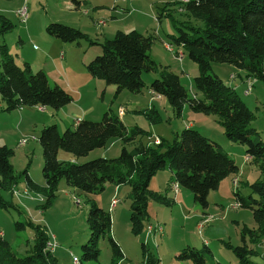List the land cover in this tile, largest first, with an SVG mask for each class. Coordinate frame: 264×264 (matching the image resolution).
<instances>
[{
	"label": "rangeland",
	"instance_id": "obj_1",
	"mask_svg": "<svg viewBox=\"0 0 264 264\" xmlns=\"http://www.w3.org/2000/svg\"><path fill=\"white\" fill-rule=\"evenodd\" d=\"M187 1L0 0V15L15 25L13 31L0 38V45L7 47L20 67L29 64L33 73L43 70L50 86L62 87L73 98L69 105L60 110L25 107L0 112V145L7 146L11 151L9 161L15 176L14 183L7 189L0 178V231L19 256L31 253L35 244L33 228L41 226L49 240L57 244L54 252L47 251L53 258V264H77L75 259L78 264H112L114 259L108 236L98 242L97 261L83 258V246L90 238L88 214L94 203L111 214V237L124 255L118 264H143V244L159 260V264H183L176 261L180 250L186 247L202 249L207 242L215 261L231 264L236 256L230 247L244 246L243 240L255 253L251 261L264 264V240L255 245L250 232H245L244 237L242 235L245 228L255 230L256 223L250 209L238 206L236 195L239 192L241 196H251L245 184L264 180V176L251 159L245 161L246 147L226 138L219 117L194 114L185 106L182 116L177 118L166 99L159 100L149 92V86L158 77L154 73L142 74L146 87L141 93L124 90L115 98L114 85L87 75L86 65L102 55L101 46L91 45L86 40L79 43L62 42L46 32L48 25L60 23L77 28L91 42L103 43L105 39H112L118 31L127 33L136 30L153 36L151 58L179 76L189 95L201 97L193 82L199 75L198 65L182 47L173 42L172 37L178 36L174 22L166 16L158 19L164 11L165 15L173 14L178 27L180 23L190 21L184 16ZM22 9L26 10L28 16L25 23L18 14ZM167 44L172 46L173 52L167 49ZM211 67L226 85L236 89L253 113L250 126L258 131L264 143V83L248 78L244 72L227 64L212 63ZM152 106L158 111L159 118L145 112L151 111ZM3 107L4 104L0 109ZM120 107L123 108L119 110L122 112L120 115H124L120 118L128 129L138 127L153 135L142 138L152 147L159 145L161 139L172 143L177 133L195 124L194 130L216 142L234 158L239 167L238 175L225 179L218 190L210 192L209 206L204 210L195 203L194 195L188 189L180 187L179 195L173 189L167 191L170 174L166 170L159 171L150 182V191L158 195L166 194L169 204L160 203L151 195L144 230L138 235L132 233V189L128 185L108 184L103 192L88 195L68 186L62 179L51 205L46 206L47 197L29 190L24 175L27 171L33 182L40 186L45 184L43 150L39 142L42 131L54 125L63 134L66 129H73L79 120L101 121L108 109L118 116ZM156 120L159 121L154 124ZM24 139L28 140L26 145L20 146ZM156 139H159V143ZM122 147V142L113 138L105 148L96 149L86 157L60 151L58 161L83 164L98 158L115 159Z\"/></svg>",
	"mask_w": 264,
	"mask_h": 264
},
{
	"label": "trees",
	"instance_id": "obj_2",
	"mask_svg": "<svg viewBox=\"0 0 264 264\" xmlns=\"http://www.w3.org/2000/svg\"><path fill=\"white\" fill-rule=\"evenodd\" d=\"M162 16L171 19L178 31V36L172 37L173 42L182 47L198 65L199 75L193 82L196 91L201 94L200 98L196 94L189 95L179 76L151 58L153 36L136 30L127 33L118 31L112 39L98 43L91 42L77 28L60 23L48 25L46 32L62 42L79 43L80 40H86L91 45L101 46L102 55L87 64L86 69L93 78L114 85L115 98L124 90L133 94L141 93L146 87L142 74H156L158 77L151 83L149 90L164 97L177 118L182 116L185 106L194 114L218 116L226 138L232 143L244 145L246 155L257 164L264 176V143L258 131L250 126L253 113L236 89L226 85L213 73L211 67L212 63L227 64L244 72L248 78L264 83V0H188L184 4V16L190 21L180 23V27L173 14L165 15L163 11L158 19L161 20ZM14 28L10 19L0 15V38ZM0 99L4 103L0 112L25 107L60 110L73 101L72 96L62 87L50 86L43 70L33 73L29 64L20 67L5 45H0ZM149 110L145 112L159 118L155 108ZM150 114L146 116L152 119ZM149 136L141 128L128 129L119 116L112 114V110L106 112L99 122L82 120L63 134L56 126H48L39 138L43 150L42 173L45 184H36L25 171L27 187L35 193L44 194L47 206L55 198L62 179L68 186L88 195L103 192L108 184L128 185L132 189V233L138 235L143 232L147 219L148 198L153 195L160 203L169 204L166 194L158 195L150 191V182L159 171L168 169L171 172L167 191L172 189V183H177L179 187L191 191L195 203L204 210L209 206L210 192L218 190L222 181L239 173L234 158L197 130L186 128L177 133L172 143L161 139L162 142L156 147L143 142L142 138ZM113 138L119 139L123 145L120 155L115 159L98 158L83 164L58 161L60 151L86 157L96 149L105 148ZM10 155L7 146L0 145V178L6 189L15 179ZM245 186L250 189L251 196L244 197L236 193L237 204L252 211L256 229L251 231L245 228L242 235L244 237L245 232H250L255 245H259L264 240V180L246 183ZM88 224L90 238L83 246V258L97 261L98 242L108 236L114 259L112 264H118L124 255L111 237V214L93 203L88 214ZM17 225L25 227L21 223ZM33 229L35 244L31 253L24 257L12 250L0 231V264L54 263L51 254L46 252L48 235L41 226ZM142 248L143 264H159V260L147 251L145 244ZM230 249L238 259V264H256L251 261L255 253L247 243ZM176 261L183 264H219L213 263V253L207 245L202 249H182L176 255Z\"/></svg>",
	"mask_w": 264,
	"mask_h": 264
},
{
	"label": "crops",
	"instance_id": "obj_3",
	"mask_svg": "<svg viewBox=\"0 0 264 264\" xmlns=\"http://www.w3.org/2000/svg\"><path fill=\"white\" fill-rule=\"evenodd\" d=\"M99 41H101V40H99ZM98 43H100V42H98ZM244 74H245V73H244ZM87 75H89L88 72H87ZM89 76H90V75H89ZM149 92L152 94V96H156L157 99H159V100H164V97H159V96L155 95L153 92H151V90H149ZM196 97H197V98H200L198 95H196ZM3 104H4V103H3V102L1 101V99H0V106H3ZM152 108H154V107L152 106ZM120 109H123V108L120 107V108L118 109V116H119V117H123L124 115H123V116L120 115V112H121V111L119 112ZM110 110H111V109H110ZM110 110L108 109L107 111H105V113L108 112V111H110ZM126 112H127V109L123 111L124 114H125ZM134 112L137 113V112H139V111H138V110H135ZM105 113H104V114H105ZM121 113H122V112H121ZM79 121H82V120H79ZM77 123H78V122H77ZM77 123H76V124H77ZM75 126H76V125H75ZM194 126H195V124H190V125H188L186 128H187V129H194V128H196V127H194ZM176 133H177V132H176ZM150 135H151V134H150ZM151 136H153V135H151ZM156 138L161 139V138L158 137V136H157ZM245 155H246V154H245ZM247 157H248V156H246L245 159H246ZM245 161H246V160H245ZM166 171H168L169 174H170V178H169V182H170V179H171V172H170L168 169H167ZM247 183H249V182H247ZM246 188H247V187H246ZM238 193H239V192H238ZM178 195H179V193H178ZM167 197H168V196H167ZM168 199H169V198H168ZM208 243H209V242H207L206 244H208ZM206 244H205V245H206ZM244 244H245V243H244V241H243V245H244ZM189 245H190V244H189ZM208 247H209V246H208ZM180 251H181V250H180ZM214 258H215V256L213 255V263L215 262V263H219V264H221L220 262L215 261ZM231 264H238V259H237V258L232 259Z\"/></svg>",
	"mask_w": 264,
	"mask_h": 264
},
{
	"label": "built area",
	"instance_id": "obj_4",
	"mask_svg": "<svg viewBox=\"0 0 264 264\" xmlns=\"http://www.w3.org/2000/svg\"><path fill=\"white\" fill-rule=\"evenodd\" d=\"M19 13H20V16H21V21H22V23H25L26 21H27V19H28V16H27V14H25V9H22V10H19L18 11ZM167 49L168 50H170L171 52H173V50H172V46H170V45H168L167 44ZM28 140H22L19 144H20V146H24V145H26V142H27ZM248 159H250L249 157H247L245 160H248ZM236 185H237V183H235ZM26 193H27V191H26ZM178 194V193H177ZM162 231H163V229H162ZM57 248V244L55 243V241L54 240H48V242H47V244H46V252L47 251H51V252H54L55 251V249Z\"/></svg>",
	"mask_w": 264,
	"mask_h": 264
},
{
	"label": "bare ground",
	"instance_id": "obj_5",
	"mask_svg": "<svg viewBox=\"0 0 264 264\" xmlns=\"http://www.w3.org/2000/svg\"><path fill=\"white\" fill-rule=\"evenodd\" d=\"M188 2V1H187ZM18 14H19V16H20V13L18 12ZM25 14H27L26 13V10H25ZM21 17V16H20ZM181 58H182V56H181ZM155 141H157L158 143H159V139H156ZM27 143V142H26ZM179 185L177 184V183H173L172 184V189L176 192V193H178V190H179ZM18 194V193H17ZM75 261V263H77L78 264V260L77 259H75L74 260Z\"/></svg>",
	"mask_w": 264,
	"mask_h": 264
}]
</instances>
